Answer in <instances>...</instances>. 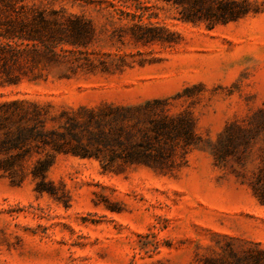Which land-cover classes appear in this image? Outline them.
Here are the masks:
<instances>
[{
  "label": "rangeland",
  "instance_id": "rangeland-1",
  "mask_svg": "<svg viewBox=\"0 0 264 264\" xmlns=\"http://www.w3.org/2000/svg\"><path fill=\"white\" fill-rule=\"evenodd\" d=\"M17 1L80 16L94 34L59 66L24 68L10 84L1 77V116L36 104L56 127L50 118L64 112L84 120L85 111L160 100L165 114L191 121L196 145L165 175L144 166L103 174L93 157L58 154L54 196L0 172V264H232L264 250V205L251 186L264 166V0L210 29L157 0ZM139 9L177 43L135 42Z\"/></svg>",
  "mask_w": 264,
  "mask_h": 264
},
{
  "label": "trees",
  "instance_id": "trees-1",
  "mask_svg": "<svg viewBox=\"0 0 264 264\" xmlns=\"http://www.w3.org/2000/svg\"><path fill=\"white\" fill-rule=\"evenodd\" d=\"M157 1L182 7V22L195 23L203 16L209 21L208 29L256 12L250 0ZM19 2L0 0V78L6 84L19 80L24 68L32 72L61 65L67 55L86 47L94 34L90 22L80 16L63 10L33 9ZM139 10L137 16L133 15L136 21L129 26L135 42L168 46L177 43L178 34L167 27L142 23L144 13L143 9ZM41 77L37 73L31 79ZM161 104L160 100H147L132 106L109 107L106 114L84 110L87 114L84 120L64 112L61 115L64 119L50 118L57 122L56 127H47V111L36 104L30 110L0 115V154L3 155L0 172L12 184H21L29 176L35 183L36 193L46 192L51 196H54V186L48 172L61 153L93 157L103 174L118 175L126 167L136 166L162 175L170 173L179 167L178 159H184L189 147L196 145V137L186 116H169L159 109ZM261 125L264 127V117ZM223 136L226 130L219 139ZM235 138L231 134L230 142ZM251 186L258 202L264 205V166ZM232 264H264V250L249 251Z\"/></svg>",
  "mask_w": 264,
  "mask_h": 264
}]
</instances>
